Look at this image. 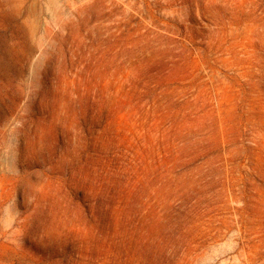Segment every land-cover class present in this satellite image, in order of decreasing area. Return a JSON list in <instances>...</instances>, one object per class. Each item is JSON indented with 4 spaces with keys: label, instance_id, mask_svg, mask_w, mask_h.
Returning <instances> with one entry per match:
<instances>
[{
    "label": "rangeland",
    "instance_id": "374dc122",
    "mask_svg": "<svg viewBox=\"0 0 264 264\" xmlns=\"http://www.w3.org/2000/svg\"><path fill=\"white\" fill-rule=\"evenodd\" d=\"M0 264H264V0H0Z\"/></svg>",
    "mask_w": 264,
    "mask_h": 264
},
{
    "label": "bare ground",
    "instance_id": "6f19581e",
    "mask_svg": "<svg viewBox=\"0 0 264 264\" xmlns=\"http://www.w3.org/2000/svg\"><path fill=\"white\" fill-rule=\"evenodd\" d=\"M2 38V36L0 35V39Z\"/></svg>",
    "mask_w": 264,
    "mask_h": 264
}]
</instances>
